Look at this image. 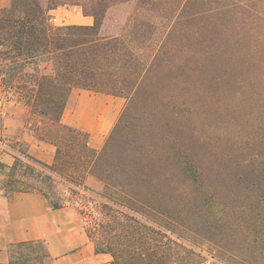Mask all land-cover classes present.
I'll return each instance as SVG.
<instances>
[{
    "label": "trees",
    "instance_id": "trees-1",
    "mask_svg": "<svg viewBox=\"0 0 264 264\" xmlns=\"http://www.w3.org/2000/svg\"><path fill=\"white\" fill-rule=\"evenodd\" d=\"M44 1L8 0L0 7V88L40 117L37 136L55 146V155L51 164L25 151L13 154L11 164L0 160L3 194L37 191L56 209L71 201L55 191V183L69 184L72 194L93 204L87 232L97 252L111 255V264H204L198 238L217 246L208 253L220 263L264 264L260 134L248 136L247 146L257 150L237 165L244 169L234 177L242 192L221 203L190 150H174L167 173L171 186L153 191L143 183L145 174L127 167L145 164V158L119 156L114 148L132 105L149 99L145 86L158 64L180 53L185 61L209 53L215 41L245 40L244 25L263 23L255 0ZM123 3L133 9L122 31L102 36L107 10ZM58 6H78L93 24L55 25L49 11ZM74 88L126 99L100 149L89 145L86 131L61 121ZM168 102L175 98L171 95ZM179 107L191 110L186 101ZM89 179L102 183L101 192L85 184ZM183 196L193 201L187 215L178 203ZM79 210L83 217L88 214ZM1 264L53 263L42 241L29 240L8 244Z\"/></svg>",
    "mask_w": 264,
    "mask_h": 264
},
{
    "label": "rangeland",
    "instance_id": "rangeland-1",
    "mask_svg": "<svg viewBox=\"0 0 264 264\" xmlns=\"http://www.w3.org/2000/svg\"><path fill=\"white\" fill-rule=\"evenodd\" d=\"M7 2L0 0V7ZM42 4L45 5L44 0ZM255 4L262 13L260 18H263V23L244 25L245 40L240 43L235 40L215 41L210 45L209 53L191 57V60L187 57L185 61L181 56L183 53H180V57L162 61L145 86L149 99H140L132 105V111L115 138L114 148L119 156L145 158L147 163L127 167H136L145 174L143 183L151 190L171 186L167 174L170 171V155L175 149H188L189 153L196 155L206 182L216 194L217 203L229 201L242 192V185L234 181L235 174L244 171L242 167L238 170V162L257 150L254 147L252 152L246 140L254 134L264 138V0H255ZM120 13L119 8L111 11L109 30ZM186 87L188 91H185ZM171 95L175 98L174 103L168 102ZM93 96L94 99L96 94ZM97 96L103 99L98 97L95 103L99 109L105 108L104 114L98 113L103 123L99 133L102 138L100 149L123 112L126 99L105 93ZM0 98L16 101L2 88ZM181 101H186L191 110L183 111L179 107ZM6 107L13 111L14 105ZM108 108L111 118L106 112ZM76 110L73 106L71 115H79L83 127H89L88 114L85 111L78 114ZM27 119L33 120V124L37 120L34 116ZM36 130L34 127L35 134ZM87 140L89 142V133ZM22 151L27 152L25 142L15 140L12 135L0 134L1 161L11 164V154ZM2 179L3 176H0V184ZM85 184L97 192L102 190L99 181L89 179ZM70 188L67 183L56 182L54 189L70 199L69 204H73L79 213V208L88 212L84 217L81 214L88 220L87 228L93 222L90 217L93 204L83 199L82 195L72 194ZM0 194H3L1 190ZM179 199V205L183 204L182 212L187 215L193 201L187 196ZM196 242L199 243L196 249L204 264H223L208 253L216 250V245L200 238Z\"/></svg>",
    "mask_w": 264,
    "mask_h": 264
},
{
    "label": "crops",
    "instance_id": "crops-1",
    "mask_svg": "<svg viewBox=\"0 0 264 264\" xmlns=\"http://www.w3.org/2000/svg\"><path fill=\"white\" fill-rule=\"evenodd\" d=\"M117 8L121 9V13L115 18L113 28L109 30L110 13ZM132 9L129 3L110 7L100 26V34H118ZM49 14L55 25L93 24V17L83 14L77 6H59L51 9ZM99 94L102 93L81 88L72 89L61 115L64 124L89 133L88 143L95 149H98L102 142L99 133L103 129V123L98 113L105 112V108L99 109L95 103L98 97L103 99L102 96H97ZM6 105H14L13 111H9ZM73 106L77 108L76 113L85 111L88 114L89 127H83L79 115H71ZM106 112L111 118L110 108ZM30 116L36 117L35 124L33 120L27 119ZM40 122V117L32 113L25 104L11 99L3 101L0 98V134L12 135L15 140L25 142L29 155L51 164L55 146L35 134L34 127ZM11 156L13 158V154ZM29 240L42 241L53 264H111L109 253L95 250L94 241L87 232L86 221L73 204L50 208L43 195L37 191H17L11 197L0 194V264L7 260L8 244Z\"/></svg>",
    "mask_w": 264,
    "mask_h": 264
}]
</instances>
